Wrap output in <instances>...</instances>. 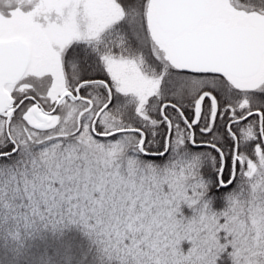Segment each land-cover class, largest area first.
Returning a JSON list of instances; mask_svg holds the SVG:
<instances>
[{
	"label": "snow or ice",
	"instance_id": "6c2138e0",
	"mask_svg": "<svg viewBox=\"0 0 264 264\" xmlns=\"http://www.w3.org/2000/svg\"><path fill=\"white\" fill-rule=\"evenodd\" d=\"M0 264H264V0H0Z\"/></svg>",
	"mask_w": 264,
	"mask_h": 264
}]
</instances>
